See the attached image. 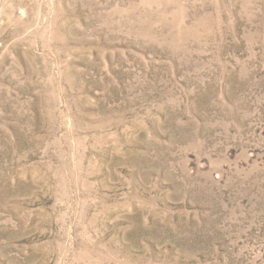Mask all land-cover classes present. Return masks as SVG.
I'll list each match as a JSON object with an SVG mask.
<instances>
[{"label":"rangeland","instance_id":"rangeland-1","mask_svg":"<svg viewBox=\"0 0 264 264\" xmlns=\"http://www.w3.org/2000/svg\"><path fill=\"white\" fill-rule=\"evenodd\" d=\"M0 264H264V0H0Z\"/></svg>","mask_w":264,"mask_h":264}]
</instances>
